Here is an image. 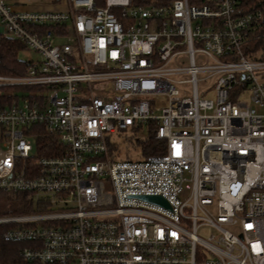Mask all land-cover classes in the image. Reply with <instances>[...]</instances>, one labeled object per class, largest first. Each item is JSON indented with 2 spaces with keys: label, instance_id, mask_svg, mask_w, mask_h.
<instances>
[{
  "label": "built area",
  "instance_id": "1",
  "mask_svg": "<svg viewBox=\"0 0 264 264\" xmlns=\"http://www.w3.org/2000/svg\"><path fill=\"white\" fill-rule=\"evenodd\" d=\"M60 1L0 0L3 35L42 55L0 75V95L19 98L0 105V193L32 208L0 226L24 264H264V49L244 52L262 14L238 0ZM152 126L162 154L115 156V135L142 142Z\"/></svg>",
  "mask_w": 264,
  "mask_h": 264
},
{
  "label": "trees",
  "instance_id": "2",
  "mask_svg": "<svg viewBox=\"0 0 264 264\" xmlns=\"http://www.w3.org/2000/svg\"><path fill=\"white\" fill-rule=\"evenodd\" d=\"M17 5L22 4L24 0H7ZM171 0H132L134 5L146 4H164ZM192 3H200L191 0ZM99 4V2L97 3ZM238 10L243 14L251 12H260L262 14L261 27L253 31L249 36L244 47V52L252 59V55L264 49V0H238ZM24 42L18 39L9 38L0 33V75L21 76L25 73L28 61L21 58V53L27 50ZM0 95V105H12L19 101L17 96L10 94ZM148 138L141 142L143 156L160 155L164 152V143L154 136L153 126L149 129ZM42 144L45 147L54 149L52 139H43ZM113 149V148H111ZM31 202L27 200L25 194H7L0 193V216H9L31 212ZM7 228L0 226V264H24L22 258L25 243L16 242L6 238Z\"/></svg>",
  "mask_w": 264,
  "mask_h": 264
},
{
  "label": "rangeland",
  "instance_id": "3",
  "mask_svg": "<svg viewBox=\"0 0 264 264\" xmlns=\"http://www.w3.org/2000/svg\"><path fill=\"white\" fill-rule=\"evenodd\" d=\"M100 1V0H99ZM60 0H24L22 1V4L26 7H56V5H60ZM18 8H23V6H19ZM0 33H4V28L0 26ZM21 58L25 61H40L42 59V55L40 52L34 50V49H27L21 53ZM205 85H209V83H206ZM204 85H200V87H203ZM19 94L23 95L25 92L23 90H19ZM214 92L213 90L209 94V98H214ZM243 101H250V93H246ZM157 104L163 108V106L167 105V99L165 97H159L156 100ZM162 108H157L156 113L161 114ZM145 136V135H144ZM115 141L118 144L119 154H115L116 157L120 158H126L130 157L133 158V160L138 159L141 156V139L143 138L142 134H134L130 131H125L121 134H117L114 136ZM33 141V140H32ZM34 144V143H33ZM28 200V198H27ZM32 212V211H31ZM29 213V212H28ZM212 230L210 228H206L201 230L200 235L204 238H208L212 234ZM239 232V230H238Z\"/></svg>",
  "mask_w": 264,
  "mask_h": 264
},
{
  "label": "water",
  "instance_id": "4",
  "mask_svg": "<svg viewBox=\"0 0 264 264\" xmlns=\"http://www.w3.org/2000/svg\"><path fill=\"white\" fill-rule=\"evenodd\" d=\"M141 199H143L147 202H150V203L157 204V205L169 207L167 201L161 196H142Z\"/></svg>",
  "mask_w": 264,
  "mask_h": 264
},
{
  "label": "crops",
  "instance_id": "5",
  "mask_svg": "<svg viewBox=\"0 0 264 264\" xmlns=\"http://www.w3.org/2000/svg\"><path fill=\"white\" fill-rule=\"evenodd\" d=\"M38 8L39 7H26V6H23L22 10H33V9H38Z\"/></svg>",
  "mask_w": 264,
  "mask_h": 264
}]
</instances>
